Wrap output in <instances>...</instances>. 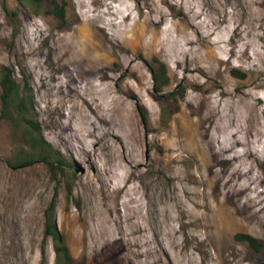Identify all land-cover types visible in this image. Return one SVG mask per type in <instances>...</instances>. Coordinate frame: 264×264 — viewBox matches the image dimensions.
Segmentation results:
<instances>
[{
	"label": "rangeland",
	"instance_id": "374dc122",
	"mask_svg": "<svg viewBox=\"0 0 264 264\" xmlns=\"http://www.w3.org/2000/svg\"><path fill=\"white\" fill-rule=\"evenodd\" d=\"M50 1L0 0V70L64 161L18 164L0 120V264H56L51 207L71 264H264V0Z\"/></svg>",
	"mask_w": 264,
	"mask_h": 264
},
{
	"label": "trees",
	"instance_id": "16d2710c",
	"mask_svg": "<svg viewBox=\"0 0 264 264\" xmlns=\"http://www.w3.org/2000/svg\"><path fill=\"white\" fill-rule=\"evenodd\" d=\"M24 1L35 7L37 5L35 12L38 13V8H42V6L44 7L45 0ZM49 6V10L45 13L54 16L63 23H66V2L61 3L59 0H51ZM232 75L239 79L246 78V74L236 69L232 70ZM153 78L156 92L162 93L163 87L169 85V79L164 65H161L159 71L153 73ZM0 87L2 88V111L0 120L9 119L15 114L18 121L25 127V135L30 145L29 152H26L24 156L20 158L18 164L26 166L38 161H42L53 173H56L57 170L61 169V166L64 163L61 154L54 150L42 137L41 130L36 124L31 112V99L27 94L24 93L21 85L17 82V80H15L12 71L8 68H3L0 70ZM176 104L177 102H174L173 104L164 107L162 110V117L165 120L178 112V107H176ZM54 211L55 207H51L50 211L48 212L47 236H52L55 240L56 264H71L69 262L70 258L69 253L67 252V246L63 236L59 234L55 220L53 218ZM239 238L242 242H247L249 247L254 250L261 251L264 249V243L252 236L241 235Z\"/></svg>",
	"mask_w": 264,
	"mask_h": 264
},
{
	"label": "bare ground",
	"instance_id": "6f19581e",
	"mask_svg": "<svg viewBox=\"0 0 264 264\" xmlns=\"http://www.w3.org/2000/svg\"><path fill=\"white\" fill-rule=\"evenodd\" d=\"M122 167V166H121Z\"/></svg>",
	"mask_w": 264,
	"mask_h": 264
}]
</instances>
